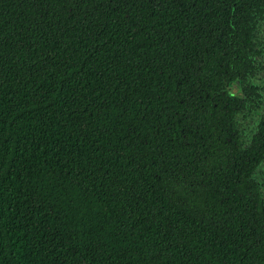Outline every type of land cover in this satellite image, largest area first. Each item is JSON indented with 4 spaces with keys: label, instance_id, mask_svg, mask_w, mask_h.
I'll list each match as a JSON object with an SVG mask.
<instances>
[{
    "label": "trees",
    "instance_id": "16d2710c",
    "mask_svg": "<svg viewBox=\"0 0 264 264\" xmlns=\"http://www.w3.org/2000/svg\"><path fill=\"white\" fill-rule=\"evenodd\" d=\"M260 71L264 0H0V264H264Z\"/></svg>",
    "mask_w": 264,
    "mask_h": 264
},
{
    "label": "flooded vegetation",
    "instance_id": "af4514ba",
    "mask_svg": "<svg viewBox=\"0 0 264 264\" xmlns=\"http://www.w3.org/2000/svg\"><path fill=\"white\" fill-rule=\"evenodd\" d=\"M259 74L261 77H263V79H260L259 77H257L255 79V82H256L255 85L256 86L257 85L259 86L260 84H264V71H260ZM256 89H259V88L257 87ZM229 94L231 95V97H239L240 96L239 95L240 93L238 92L235 85L232 86ZM236 115L238 117L237 121L240 122L239 123L240 124L239 129H240L242 135L245 134V136L248 135L249 137H251L249 131L255 132V130H256L255 125H256L257 120L259 119L260 112L257 113L255 116L248 114L246 116L244 115V117H243V115H240L239 113H237ZM252 116H253V119H251ZM253 176L255 177V180L257 182H259V185H260L261 191H262L261 193H263V196H264V156L260 160V162L258 163L257 167L253 170Z\"/></svg>",
    "mask_w": 264,
    "mask_h": 264
}]
</instances>
